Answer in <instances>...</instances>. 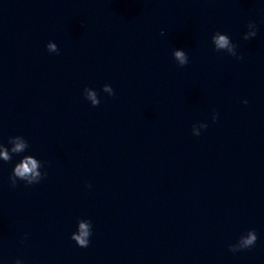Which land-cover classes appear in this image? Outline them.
Returning <instances> with one entry per match:
<instances>
[{"label":"water","instance_id":"1","mask_svg":"<svg viewBox=\"0 0 264 264\" xmlns=\"http://www.w3.org/2000/svg\"><path fill=\"white\" fill-rule=\"evenodd\" d=\"M15 135L29 147L0 159V264H264V0H0V142ZM29 154L47 176L12 187Z\"/></svg>","mask_w":264,"mask_h":264},{"label":"clouds","instance_id":"2","mask_svg":"<svg viewBox=\"0 0 264 264\" xmlns=\"http://www.w3.org/2000/svg\"><path fill=\"white\" fill-rule=\"evenodd\" d=\"M248 31L243 34V39L249 40L257 35V25L255 21H249L247 24ZM212 41L215 45L216 51L226 50V52L234 57L242 59V55L237 53V45L229 39V35L217 31L212 36ZM47 50L50 53H59V47L57 43L51 41L47 44ZM174 59L177 63L183 67L189 63V56L183 49H175L173 51ZM103 91L108 93L110 96L115 95V90L111 84H104ZM84 96L88 99L93 106H98L101 101L97 90L92 87H86L84 89ZM245 104L248 100L243 101ZM219 118V113L214 112L212 119L215 121ZM208 124L206 122H197L192 127V132L195 136L201 134L202 129H206ZM8 145L0 142V159L4 162H11L14 155H19L26 152L29 147L28 140L23 135H15L8 137ZM43 167L42 162L37 159L34 155H24L14 166L13 171L9 177L12 187H16L19 181H24L25 185H32L39 183L43 178L47 176L46 171H41ZM91 187V184L88 185ZM92 235V221L91 219H79L78 230L73 232L71 239L77 242L80 247H88L90 244V236ZM258 239V235L255 229H249L246 234H242L238 242L229 245V250L232 252L241 251L244 249L251 248L255 245ZM15 264H24V261L17 258Z\"/></svg>","mask_w":264,"mask_h":264}]
</instances>
